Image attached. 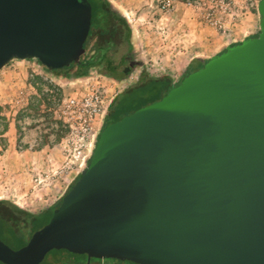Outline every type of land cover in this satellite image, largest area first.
Returning a JSON list of instances; mask_svg holds the SVG:
<instances>
[{"label":"water","instance_id":"water-1","mask_svg":"<svg viewBox=\"0 0 264 264\" xmlns=\"http://www.w3.org/2000/svg\"><path fill=\"white\" fill-rule=\"evenodd\" d=\"M258 31L104 125L49 219L0 263L52 249L134 264H264V0ZM85 0H0V68L78 63Z\"/></svg>","mask_w":264,"mask_h":264},{"label":"rangeland","instance_id":"rangeland-1","mask_svg":"<svg viewBox=\"0 0 264 264\" xmlns=\"http://www.w3.org/2000/svg\"><path fill=\"white\" fill-rule=\"evenodd\" d=\"M108 1L127 22L131 54L140 65L132 66L126 73H121L122 61L111 49L109 58L113 59L111 65L116 67L113 71L114 77H108L99 69L90 68L85 77L76 79L95 78L106 81L114 87L113 94L116 93V96L113 97L115 104L109 116L110 121L161 98L165 92V86L159 79L166 74L172 81L171 83H175L185 72L186 62L194 55L203 54L206 55L204 58H208L211 53H218L226 45L238 42L258 31L257 0ZM164 1L171 2L172 8L168 10L161 8ZM102 22L101 14L93 15L92 27H99ZM37 62L40 63L38 60ZM196 66L198 63L193 64V67ZM100 69L105 70V67L102 66ZM74 70L75 68L72 67L69 71L74 72ZM50 75L59 84L61 94L70 93L78 86L76 79L67 80L51 73ZM11 77H13L12 74L5 75V81L11 80ZM3 111L4 109L0 107V152H5L0 160L3 159L9 165L28 164L25 168H43L47 159L43 151L34 153L15 149L14 145L20 131L19 126L15 122H6ZM46 112L45 115L35 116L38 121L34 124L38 126L43 138L51 133L52 130L48 127H50L52 117H56V113L52 110ZM34 125H30L29 128L32 129ZM12 148L17 151L14 159L8 153ZM29 181L27 179L28 185ZM26 189L28 191L29 186H26ZM1 199L10 200L16 206L36 216L35 221L27 225L21 217L0 206V218L11 219L8 222L15 230L14 234L9 233L0 221V239L14 249L23 245L33 231L47 222L54 208L52 206L44 211L45 208H41V205L35 206L29 204L27 200H17L11 195H6ZM15 201L18 203L16 204ZM53 259L54 255L49 252L39 264H50ZM103 260L105 264H133L112 258H103Z\"/></svg>","mask_w":264,"mask_h":264},{"label":"built area","instance_id":"built-area-1","mask_svg":"<svg viewBox=\"0 0 264 264\" xmlns=\"http://www.w3.org/2000/svg\"><path fill=\"white\" fill-rule=\"evenodd\" d=\"M164 1L161 8H172ZM13 75L5 81V75ZM78 86L62 93L59 84L35 58L12 59L0 68V107L4 120L19 126L15 149L46 154L44 167L29 168L27 192L14 195L0 181V198L17 200L47 208L57 203L84 167L98 132L102 128L114 87L95 78L76 79ZM72 84L74 82H71ZM52 110L56 117L43 138L35 116ZM30 125H34L32 129ZM16 204L18 201H15ZM43 205V206H42Z\"/></svg>","mask_w":264,"mask_h":264},{"label":"trees","instance_id":"trees-1","mask_svg":"<svg viewBox=\"0 0 264 264\" xmlns=\"http://www.w3.org/2000/svg\"><path fill=\"white\" fill-rule=\"evenodd\" d=\"M90 3L92 5V11L94 12V14L95 15L101 14L103 18L102 25H99V27L98 26L96 27L100 35H105L106 33H109V28L111 26H114L116 30L119 27L125 28L126 38L124 40V45L118 51L119 56H117L122 61V59H124L125 56L131 53V45L129 41V27H128L127 22L125 21L124 17L110 4L108 0H90ZM254 35L256 34H253L251 36H254ZM88 37L89 35L87 36L85 42L83 43L84 51H83V54L80 56L78 63H70L67 67L54 69L48 72L53 75L60 76L67 80H73L76 78L85 77L88 69L96 68V69H99L100 72H103L108 77H112L108 73L100 69V67L105 66V65L110 66L112 63L113 59L109 58V52L112 49L111 43L103 40L102 42L98 43L94 48L92 45H90V40ZM231 44H234V43H231ZM223 49H221L219 52H221ZM206 59L207 58H200L198 61V66L196 67H193V65L188 64V66L185 68V72L183 73V75L200 67L201 64ZM138 65H140V63L137 61H134V63L132 64V66H138ZM72 67L75 68L74 72L69 71ZM179 80L180 78L175 83H171L167 85L165 88V91L168 89L169 86L177 84ZM114 104H115V100L114 98H112L108 105L107 110L108 111L112 110ZM109 122H111L109 118L104 119L102 127ZM58 202L53 206L55 207L58 204ZM0 206H2L4 209H8L10 212L15 214L16 216L21 217L27 225L29 223H32L36 219L35 218L36 216L34 214L16 206L10 200H5V199L0 198ZM0 221L4 225L6 231L14 234L15 230L10 227V224L8 222V221H11V219L9 220V219L0 218ZM49 252H51V254L54 255V259L50 264H84L86 261L85 254H74L64 249H57V250L52 249L48 251L45 255H47ZM81 258H83L84 260ZM93 260H97V259L89 258L88 264H90V261H93Z\"/></svg>","mask_w":264,"mask_h":264},{"label":"crops","instance_id":"crops-1","mask_svg":"<svg viewBox=\"0 0 264 264\" xmlns=\"http://www.w3.org/2000/svg\"><path fill=\"white\" fill-rule=\"evenodd\" d=\"M224 48V47H223ZM213 53H211L212 55ZM203 54H199V55H194L193 57L190 58V60L187 63L188 64H197L200 58H204L206 55ZM165 76H162V78L159 79V81L162 83L163 86H166L171 84V80L169 79V77L164 74ZM116 96V93L113 94V97ZM112 97V98H113ZM5 153L4 151L0 152V159H1V155ZM8 153L9 156L13 157V159L16 157L17 155V151L14 150V148H12ZM9 162V161H8ZM28 164L26 165H18L17 163H13L12 165H9L8 163H5L2 160H0V181L1 182H5L6 185H8L9 188V192L13 193L14 195L16 194H24L25 192H27L26 190V186H28V182L27 179H29V168H25ZM51 206H48L47 208L44 209V211H47ZM105 261L103 259H97V260H93L90 261V264H104Z\"/></svg>","mask_w":264,"mask_h":264},{"label":"flooded vegetation","instance_id":"flooded-vegetation-1","mask_svg":"<svg viewBox=\"0 0 264 264\" xmlns=\"http://www.w3.org/2000/svg\"><path fill=\"white\" fill-rule=\"evenodd\" d=\"M85 1L90 5L91 23H92V17L94 15V12L92 11V5L90 3V0H85ZM91 23H90V28H89V32H88V35H89L88 38L90 40V45H92L95 48V46L98 43L105 40L106 42L111 43L112 49L114 50L116 55L119 56L118 51L124 45V40L126 38L125 28L119 27L116 30V28L114 26H111L109 28V33H106L105 35H100L99 31L96 29V27H92ZM134 61H136V60L132 57L131 53H129L127 56H125L124 59H122L120 72L126 73L130 69V67L132 66ZM104 67H105V70H103V71H105L106 73H108L112 77L115 76V74L113 73L114 69L116 68L115 65H113V64L110 66L105 65ZM111 113H112V110H109L106 113L104 119L109 118Z\"/></svg>","mask_w":264,"mask_h":264}]
</instances>
